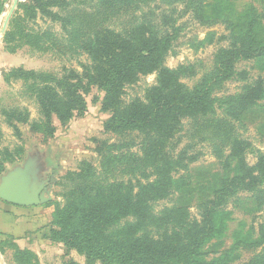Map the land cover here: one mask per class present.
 <instances>
[{
	"label": "trees",
	"instance_id": "16d2710c",
	"mask_svg": "<svg viewBox=\"0 0 264 264\" xmlns=\"http://www.w3.org/2000/svg\"><path fill=\"white\" fill-rule=\"evenodd\" d=\"M153 1L103 0L105 5L116 2L131 5L134 10ZM175 1H181L182 5L178 17L190 15L202 27L221 24L229 31L228 37L218 38V41L227 38L229 46L215 53L212 70L191 88L182 80L196 75L194 65H180L176 69L164 66L180 27L165 14H160V22L154 24L151 17L155 14L150 12L125 31L101 28L93 32L82 45L91 64L84 66L81 74L71 70L53 77L19 68L3 75L6 81L9 77L22 79L35 93L42 116V121L33 126L37 132L49 137L55 134L50 125L51 116L63 126L75 117H82L87 110L83 95L96 88L103 93L102 111L110 114L104 131L116 136L134 133L139 137L136 152L131 151L135 145L130 143L99 142L95 153L99 157L100 174L84 162L78 171L68 172L65 177L71 184L70 189L64 196L65 203L57 205L52 215L49 239L62 245L65 256L71 251L83 255L85 264H230L228 258L234 251L241 247L255 251L264 244L262 223L254 239L251 235L237 239L223 256L207 260L204 252L213 240L223 237L231 217L227 205L232 199L239 193H250L256 199L263 194L264 156H259L255 166L249 167L244 158L248 144L242 141L232 142L226 159H235L236 174L222 178L212 197L198 206L199 221H191L184 207L167 208L158 214L152 211V204L168 199L183 180L181 177L174 180V174L186 169V160L182 155H169L168 145L184 119L206 117L216 107L227 113L242 112L264 100L262 78L244 84L237 94L224 98L214 95L226 82L247 81L248 73L236 69L238 62L264 59L262 16L252 7L238 16L232 0ZM58 3L65 4V1L31 0L19 4L18 8L29 7L33 14L40 11L51 15L47 12L48 6ZM2 9L0 0V14ZM19 34L29 44H40L45 36L24 31ZM12 36V31H7L3 42H9ZM213 37L214 34H208L205 41L212 44ZM152 74H156V82L146 90L143 100L123 102L127 86L135 84L141 76ZM21 120L26 118L18 119ZM118 169L121 174L145 178L150 172L154 179L145 184L138 182L135 191L130 182L110 179ZM99 175L104 178L100 179ZM39 208H21L18 215L36 223L38 220L31 214H37ZM151 227L162 232L153 237L148 231ZM10 246L14 264H37V257L31 251L21 250L15 244ZM63 264L77 263L68 260ZM244 264H264V254L255 255Z\"/></svg>",
	"mask_w": 264,
	"mask_h": 264
},
{
	"label": "rangeland",
	"instance_id": "374dc122",
	"mask_svg": "<svg viewBox=\"0 0 264 264\" xmlns=\"http://www.w3.org/2000/svg\"><path fill=\"white\" fill-rule=\"evenodd\" d=\"M1 1L3 9L0 14V31L15 0ZM17 1L5 30V33L11 30L13 36L9 42H3L4 33L0 43V180L14 168H22L26 161H35L39 182L45 183V190L51 196V201L48 202L49 206H45L47 203L39 206L37 214H31L38 222L27 225V230L18 236L11 233L12 215L7 213L15 211V207L0 200V242H3L0 261L2 264H14L10 245L15 244L21 250L31 251L37 257V264H63L68 260L85 264L83 255L71 251L65 256L62 245L49 239L52 215L57 205L65 203L64 196L70 189L71 184L65 177L68 172L78 171L84 162L90 163L100 174L99 157L95 153L99 142L130 143L135 145L131 151L136 152L139 137L134 133L116 136L104 131V123L110 114L102 111L103 93L96 88L83 95L87 110L82 117H75L63 126L55 116H51L50 125L55 129V134L49 137L37 132L33 126L42 121V116L35 93L22 79L9 77L6 81L3 75L19 68L35 75L53 77H60L71 70L81 74L83 67L91 64L82 45L93 32L101 28L125 31L141 22L143 15L150 12L155 14L150 16L154 24L160 22V14H165L175 19L176 26L180 27L164 66L176 69L180 65H194L196 75L182 80L185 86L191 88L212 70L215 53L229 46L227 38L218 41L221 36L228 37L229 31L221 24L202 27L190 15L178 17L182 5L181 1L175 0H154L148 4L150 8L140 5L137 10L131 5L116 2L105 5L103 0H64L65 4L48 6L47 12L51 15L41 14L40 11L33 14L29 7L18 8L19 4L31 0ZM232 2L238 16L252 7L262 16L264 24V0ZM20 31L45 36L40 44H29L20 38ZM208 34H214L212 44L205 41ZM203 41L204 44L201 45ZM236 69L248 73L247 81L226 82L215 92L216 97L237 94L244 84L253 83L258 78L264 79V59L240 61ZM155 82L156 74L139 77L135 84L125 88L123 102L129 104L135 99L143 100L146 90ZM19 118H26V121H18ZM235 140L248 144L244 151L245 162L249 167H254L259 156H264V100L242 112L227 113L216 107L215 112L206 117L184 119L179 132L168 145L169 155H182L186 160V169L174 174V180L180 177L183 180L168 199L152 204L154 214L167 208L184 207L188 210L191 221H199L198 206L212 197L222 178L231 177L237 172L235 159L226 161ZM149 175L148 178L128 176L121 174L118 169L110 179L130 182L136 191L138 182L145 184L153 181L154 176L150 172ZM99 178L103 179L104 175H99ZM261 190L263 194L258 199L250 193H239L228 203L230 220L223 237L213 240L204 249L207 260L223 256L237 239H246L249 235L253 239L256 237L259 225L264 223V185ZM261 203L263 205L259 208ZM148 231L153 237L162 232L152 227ZM9 232L11 234H7ZM258 254H264V244L255 251L241 247L228 260L230 264H244Z\"/></svg>",
	"mask_w": 264,
	"mask_h": 264
},
{
	"label": "water",
	"instance_id": "95a60500",
	"mask_svg": "<svg viewBox=\"0 0 264 264\" xmlns=\"http://www.w3.org/2000/svg\"><path fill=\"white\" fill-rule=\"evenodd\" d=\"M17 2V0L13 2L2 25L0 43ZM45 187V183L39 182L35 161L28 160L22 168H14L1 177L0 200L18 208L39 207L51 201V196L46 192Z\"/></svg>",
	"mask_w": 264,
	"mask_h": 264
},
{
	"label": "crops",
	"instance_id": "0c3cea01",
	"mask_svg": "<svg viewBox=\"0 0 264 264\" xmlns=\"http://www.w3.org/2000/svg\"><path fill=\"white\" fill-rule=\"evenodd\" d=\"M20 209L21 208L15 207V211L10 210L9 212H7V213H10L12 215L11 222H13V228H12L13 230L11 233H15L18 236H20L22 233H24L27 230L26 229L27 225H32L31 222H27V221L23 220L21 217H19L18 213L20 212ZM13 218H15V219H13ZM11 233L9 232L7 234H11ZM0 264H2L1 261H0Z\"/></svg>",
	"mask_w": 264,
	"mask_h": 264
}]
</instances>
